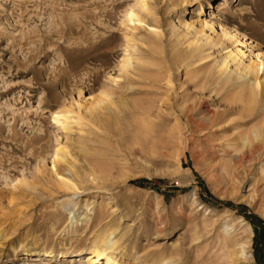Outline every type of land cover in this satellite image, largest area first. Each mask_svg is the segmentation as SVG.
<instances>
[{"label":"rangeland","instance_id":"1","mask_svg":"<svg viewBox=\"0 0 264 264\" xmlns=\"http://www.w3.org/2000/svg\"><path fill=\"white\" fill-rule=\"evenodd\" d=\"M257 53L264 0H0V264L108 229L118 264H264V151L240 136L264 86L238 96Z\"/></svg>","mask_w":264,"mask_h":264},{"label":"bare ground","instance_id":"2","mask_svg":"<svg viewBox=\"0 0 264 264\" xmlns=\"http://www.w3.org/2000/svg\"><path fill=\"white\" fill-rule=\"evenodd\" d=\"M129 18L133 21L137 19V15L134 14L132 10H130L127 14ZM127 16V17H128ZM138 20V19H137ZM229 37L233 39H237L236 35H228ZM240 56H244V53L240 52ZM263 55L261 53H257L254 56V59L251 60V63L247 66L245 69V72L243 74L244 78H246L249 74H253V87H243L238 96L242 100V103L249 107V109H253L255 105L257 104V92L259 91L260 85L264 86V79L261 81L260 72L263 70L264 62H263ZM228 59L229 61L224 62L223 68H227L228 65L234 61V58L230 56ZM254 115V114H253ZM264 120V118H263ZM264 123V122H263ZM142 133V132H141ZM153 132L146 130V134L144 133L145 137H148L149 135H152ZM239 136V135H238ZM237 136V137H238ZM241 138L243 141V144L246 146V144H249L251 142L257 141V144L252 150L248 153L250 160L255 159V156L260 155L262 151H264V125L262 127H257L255 130L251 132H244L243 134L241 133ZM240 138V137H238ZM238 138H233L228 140V145L229 147H233L235 143H237ZM149 143V142H148ZM247 155V154H245ZM264 171V168L261 169ZM25 179V176L19 178L16 180L17 182H23ZM68 186V184L66 183ZM32 186V184H31ZM73 188H76L75 185H73ZM196 197V196H195ZM196 202V199L193 200V203ZM211 212V211H210ZM84 219H88V216L85 215ZM83 220V219H82ZM240 223H243L244 225H248L246 221L241 217ZM250 231V227L246 232ZM114 231L110 232L108 229L105 232H102L99 234V236L94 240L93 242V251L90 252L89 254L82 256V255H76L72 257H66L65 259H54V258H47V259H41V260H36V261H41L42 264H75L77 261L79 263H84V264H118L116 259L114 258L116 250H117V241L114 240V238H111L112 235H114ZM219 236V235H218ZM4 236L0 233V241L3 239ZM197 240V239H196ZM232 242L233 238L229 236L228 234V229L223 231V233L219 236L218 240V247H221L222 249H230L232 247ZM1 244V243H0ZM217 247V246H216ZM241 248L244 249L243 252H238L235 253V255L238 257L240 255H245L250 253V248H251V243L247 242L241 245ZM246 249V250H245ZM248 251V252H247ZM233 258L232 255L226 254L223 258L224 261H229ZM247 258H254L253 256H248Z\"/></svg>","mask_w":264,"mask_h":264}]
</instances>
